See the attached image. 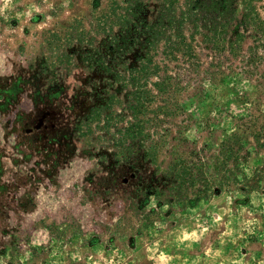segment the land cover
<instances>
[{
	"label": "rangeland",
	"instance_id": "374dc122",
	"mask_svg": "<svg viewBox=\"0 0 264 264\" xmlns=\"http://www.w3.org/2000/svg\"><path fill=\"white\" fill-rule=\"evenodd\" d=\"M190 1L0 0V264H264V0Z\"/></svg>",
	"mask_w": 264,
	"mask_h": 264
},
{
	"label": "trees",
	"instance_id": "16d2710c",
	"mask_svg": "<svg viewBox=\"0 0 264 264\" xmlns=\"http://www.w3.org/2000/svg\"><path fill=\"white\" fill-rule=\"evenodd\" d=\"M133 1L134 0H128L130 4H127V13L126 15L122 16V21L126 29L128 27L129 20L132 17V13L133 15H137L138 12V10L135 9L132 5ZM228 2L229 0H222V3L219 0H212L211 5H209L212 8H205V11H210L209 9H212L211 11L218 12L219 15H223L227 11ZM204 4H207L205 0H198V2H193V0H191L189 2V8L186 11V14L188 15L186 17L192 20L194 17L197 16L199 12H201L200 9H203ZM194 9L198 10L196 11ZM137 126L138 125L132 124L124 129L123 136L126 140L127 137L131 135V132H135ZM135 133L140 134V132H138V129ZM262 134L263 132L257 135L258 140L259 138H261ZM139 141H142V137H140ZM223 146H226V143H224ZM225 153L232 155V151L225 152L224 150L223 155H226ZM123 154L124 157H126L127 153ZM206 166V164H201L196 168V170H194L187 168L185 166V163L182 161L176 162L171 167H169V172L167 173V176L161 178L168 179V181H170L168 185L166 184V182H162L163 184L167 185L166 188L151 186L147 189L146 193H149V195H155L156 198H161L164 194H166L169 199L176 198L178 199V201L183 202L185 206H191L199 203L202 200H207L212 195L220 191L216 189L217 186H215L214 183L218 181L220 184V188H223L225 186V183H231L230 177L232 176H229L228 172H226V162L224 161L220 162L219 160V162L215 165V170L217 171V174L213 173L212 176H210ZM171 178L173 179L172 182Z\"/></svg>",
	"mask_w": 264,
	"mask_h": 264
}]
</instances>
